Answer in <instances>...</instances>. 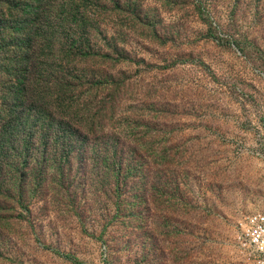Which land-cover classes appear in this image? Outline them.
<instances>
[{
	"label": "rangeland",
	"instance_id": "374dc122",
	"mask_svg": "<svg viewBox=\"0 0 264 264\" xmlns=\"http://www.w3.org/2000/svg\"><path fill=\"white\" fill-rule=\"evenodd\" d=\"M138 2L108 17L119 51L84 62L107 76L80 98L66 183L46 170L23 205L0 202V264H246L238 223L264 213V0Z\"/></svg>",
	"mask_w": 264,
	"mask_h": 264
},
{
	"label": "trees",
	"instance_id": "16d2710c",
	"mask_svg": "<svg viewBox=\"0 0 264 264\" xmlns=\"http://www.w3.org/2000/svg\"><path fill=\"white\" fill-rule=\"evenodd\" d=\"M141 8L138 0H0V202H26L25 188L46 170L51 185L66 183L85 133L80 98L107 76L84 62L119 51L103 36L109 16L139 17Z\"/></svg>",
	"mask_w": 264,
	"mask_h": 264
},
{
	"label": "built area",
	"instance_id": "2783aa9c",
	"mask_svg": "<svg viewBox=\"0 0 264 264\" xmlns=\"http://www.w3.org/2000/svg\"><path fill=\"white\" fill-rule=\"evenodd\" d=\"M237 229L235 243L246 264H264V213L244 217Z\"/></svg>",
	"mask_w": 264,
	"mask_h": 264
}]
</instances>
